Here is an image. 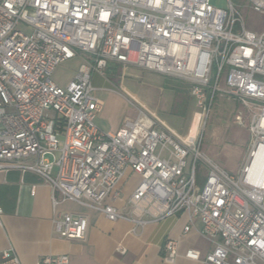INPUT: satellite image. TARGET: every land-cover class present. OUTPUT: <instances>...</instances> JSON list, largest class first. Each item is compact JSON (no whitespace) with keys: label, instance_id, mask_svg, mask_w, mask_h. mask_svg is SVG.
<instances>
[{"label":"built area","instance_id":"1","mask_svg":"<svg viewBox=\"0 0 264 264\" xmlns=\"http://www.w3.org/2000/svg\"><path fill=\"white\" fill-rule=\"evenodd\" d=\"M247 1L264 14V0ZM228 4L229 11L210 0H0V170L41 176L53 213L57 193L60 201L98 210L111 221L129 218L107 198L131 170L140 177L128 198L132 221L185 213L183 231L197 217L201 234L214 243L204 255L190 248L185 257L201 264H264V180L247 179L257 154L264 164V80L255 77L264 76V29L245 28ZM75 57L80 63L74 77L58 85L52 79L56 67ZM109 61L188 84L205 116L222 91L224 72L223 91L254 110L251 148L239 176L202 154L200 138L182 142L142 109L116 131L101 129L95 118L102 101L92 94L91 79ZM235 119L242 121L240 114ZM196 162L207 172L199 191ZM1 214L0 208V225ZM52 222L59 236L79 240L88 217L55 213ZM177 245L165 241L164 261L175 260ZM0 264L21 263L9 248L0 253ZM38 264H68V256L45 255Z\"/></svg>","mask_w":264,"mask_h":264},{"label":"crops","instance_id":"2","mask_svg":"<svg viewBox=\"0 0 264 264\" xmlns=\"http://www.w3.org/2000/svg\"><path fill=\"white\" fill-rule=\"evenodd\" d=\"M65 62H71L73 65L71 77L65 84H59L53 79L55 71L52 74V79L60 86L66 85L74 77L80 60L75 57ZM143 70L136 66L109 61L102 73L92 75V94L102 101L101 109L95 118L101 129L116 131L122 126L125 118H134L141 106L146 108L123 85V78L126 77H138L141 74L160 75ZM162 78L163 87L172 91L169 106L171 113L177 96L189 85L174 78ZM115 102H119V105L123 102L124 107H118ZM128 105L135 110L132 116L126 113ZM171 114H180L177 107ZM154 115L152 117L155 126L174 135L168 125ZM139 180L138 174L127 170L112 189L107 202L129 218L111 221L98 210L69 200L60 201L57 193L59 203L53 213L51 190L41 176L17 168L0 170V253L12 248L21 264H38L41 257L52 254H66L68 264H201L200 261L184 256L190 248L204 255L214 247V243L201 234L202 223L197 217L186 232L183 231L188 223L185 213H175L143 224L132 221L135 216L131 214L128 198ZM115 192L119 194L112 197ZM64 212L87 215L88 226L82 239H66L55 232L52 218L55 213ZM168 238L175 239L178 243V255L173 262L163 260V245ZM119 245L125 248L124 253L117 251Z\"/></svg>","mask_w":264,"mask_h":264},{"label":"rangeland","instance_id":"3","mask_svg":"<svg viewBox=\"0 0 264 264\" xmlns=\"http://www.w3.org/2000/svg\"><path fill=\"white\" fill-rule=\"evenodd\" d=\"M239 11L245 28L260 32L264 29V14L253 11L247 0H230ZM210 3L216 7L229 11L228 0H210ZM18 28L28 31V28L19 23ZM73 65L71 62L61 63L53 74V79L59 84H65L71 77ZM145 70V69H144ZM143 72H147L144 71ZM141 74V76H131L123 78V85L132 93L139 102L146 108L141 109L150 117L156 114L164 121L171 132L182 142H189L200 138L199 150L202 154L213 160L226 172L239 176L241 168L248 159L251 148V134L248 124L253 115V108L244 105L237 98L227 94L223 90L228 87L225 83L224 72L219 80V87L222 91L216 92L212 101L210 111L205 113L196 106V103L190 95V88L179 93L171 108L174 113L176 107L180 114L173 115L169 111L172 101V91L164 88L162 85V76L156 74ZM153 75V76H152ZM258 79L264 76L255 75ZM117 106L124 107L122 102H115ZM135 110L132 106L126 107L127 115L132 116ZM154 114H153V113ZM241 115V122L236 121L235 116ZM154 119V117H152ZM254 158L260 160L257 156ZM189 169L191 159L186 158ZM257 164L251 163L247 179L252 182H262L264 180V169L258 171ZM206 169L201 163L195 164L196 189L199 191L206 180Z\"/></svg>","mask_w":264,"mask_h":264},{"label":"bare ground","instance_id":"4","mask_svg":"<svg viewBox=\"0 0 264 264\" xmlns=\"http://www.w3.org/2000/svg\"><path fill=\"white\" fill-rule=\"evenodd\" d=\"M256 156H257L258 158H260L258 154H257ZM252 162H253L254 164H257V165H258V167H256V169H257L258 171H261V170L264 169V164L261 165V160H258V159H256V158H254V159L252 160Z\"/></svg>","mask_w":264,"mask_h":264}]
</instances>
